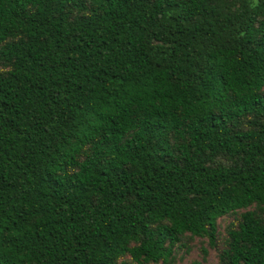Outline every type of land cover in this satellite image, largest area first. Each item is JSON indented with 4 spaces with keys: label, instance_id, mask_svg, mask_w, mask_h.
<instances>
[{
    "label": "trees",
    "instance_id": "1",
    "mask_svg": "<svg viewBox=\"0 0 264 264\" xmlns=\"http://www.w3.org/2000/svg\"><path fill=\"white\" fill-rule=\"evenodd\" d=\"M192 238L264 264V0H0V264Z\"/></svg>",
    "mask_w": 264,
    "mask_h": 264
},
{
    "label": "rangeland",
    "instance_id": "2",
    "mask_svg": "<svg viewBox=\"0 0 264 264\" xmlns=\"http://www.w3.org/2000/svg\"><path fill=\"white\" fill-rule=\"evenodd\" d=\"M242 210H238V212ZM236 216V213H230L217 219L216 224L219 235L224 233V227L233 222ZM217 247H219V244H217ZM201 248L206 250L203 258ZM216 252V248L209 247L206 244L205 238H192L186 241L185 247H175L169 262H158L156 264H190L192 261H197L199 264H220Z\"/></svg>",
    "mask_w": 264,
    "mask_h": 264
}]
</instances>
